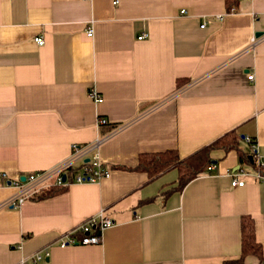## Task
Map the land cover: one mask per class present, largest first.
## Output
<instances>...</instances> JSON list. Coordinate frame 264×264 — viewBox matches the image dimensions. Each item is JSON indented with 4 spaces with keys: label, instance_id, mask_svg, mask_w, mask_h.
<instances>
[{
    "label": "crops",
    "instance_id": "obj_1",
    "mask_svg": "<svg viewBox=\"0 0 264 264\" xmlns=\"http://www.w3.org/2000/svg\"><path fill=\"white\" fill-rule=\"evenodd\" d=\"M227 1L0 0V264H226L247 215L264 247V178L237 151L213 150L216 168L184 187L177 169L117 167L173 149L186 159L232 129L264 162V0ZM100 118L119 123L99 150L108 177L8 205L17 178L73 157L81 173L111 132ZM101 214L115 224L100 244L62 245Z\"/></svg>",
    "mask_w": 264,
    "mask_h": 264
},
{
    "label": "trees",
    "instance_id": "obj_2",
    "mask_svg": "<svg viewBox=\"0 0 264 264\" xmlns=\"http://www.w3.org/2000/svg\"><path fill=\"white\" fill-rule=\"evenodd\" d=\"M228 10L233 8V5H237L239 0H228ZM181 86V83L179 84ZM119 125V123L114 124H103V133L114 130ZM242 134L238 129H232L226 132L225 135L216 139L215 142L210 145L202 147L200 151L189 156L186 159L180 157L179 151L176 149L168 150L159 153H144L139 157L138 165L136 167H123L117 166L118 168L125 169L127 171L133 170L142 173H148L150 178L158 176L160 173L177 169L179 177V186L184 187L190 181L196 179L200 174L203 173L212 164L211 152L216 149H222L229 153L233 150L239 153L241 165L250 164L255 167L257 172L264 177V167L258 166L254 159V163L249 159L251 152H248L241 147ZM254 142L250 141L249 145ZM90 166V164H87ZM75 170V169H74ZM68 181L72 182V177L68 175ZM68 190V186H58L46 188L43 191L36 193L31 196V200L43 201L44 199L56 197ZM242 252L238 259L234 261L225 262L226 264H245L244 260L249 255H254L258 258L259 264H264V247L259 243L256 233V222L255 219L250 215L242 217Z\"/></svg>",
    "mask_w": 264,
    "mask_h": 264
},
{
    "label": "built area",
    "instance_id": "obj_3",
    "mask_svg": "<svg viewBox=\"0 0 264 264\" xmlns=\"http://www.w3.org/2000/svg\"><path fill=\"white\" fill-rule=\"evenodd\" d=\"M183 13H186V10H183ZM93 34V31L90 29L88 31V35L91 36ZM147 35L144 34L139 37L141 40L142 38H145ZM260 39L259 37H254L252 39V45L253 47L256 46L257 43H259ZM36 43L40 46L45 43V40L43 37L39 36V38L36 39ZM255 76L250 75L249 79L254 80ZM91 96L96 102H99L101 100L100 94L92 91L90 92ZM99 125L107 124L109 123L106 118H100L98 120ZM112 130L110 133L105 135L104 137H100L93 145H92V151L95 152L93 157L89 158V160L85 161L83 166L84 169L81 173H77L76 170H74V162L76 157H73L72 159L68 160L66 163L59 165L58 168L50 171H37L32 172L29 174L27 178L22 180L21 178L15 179V181H11L10 183L14 186L20 188L21 193L17 198L13 199L10 203H8L9 206L16 208V206H20L24 204L27 200L31 198V196L35 195L36 193L43 191L46 188L50 187H58V186H69L73 182H80V183H87V182H97L101 181L102 178L108 177L110 175V169L104 165L99 158L100 149L101 146L111 139L113 135L111 134L115 131ZM245 139L250 142L252 141L251 138L245 137ZM253 158L257 160L258 166L264 167V162L262 160H259L258 156V146L256 144H253ZM79 147H75V152L79 154ZM87 164H90L88 166ZM211 167L213 169L216 168L215 164H212ZM243 174V172H241ZM68 175L72 177V182L67 180ZM259 178L263 179L264 177L261 174H257ZM233 179H232V185L234 187H243L245 185V182L240 179L239 173H232ZM114 220L110 217L101 214L98 216H94L89 218L79 229V233L81 234L80 238L74 237V235H70L67 240H64L62 242V245L68 246V245H75V244H81L85 246H89L90 244H100L102 241L101 235L104 229L113 226ZM48 256L50 254L47 252ZM42 255H39L36 257L35 262L37 260L42 259Z\"/></svg>",
    "mask_w": 264,
    "mask_h": 264
},
{
    "label": "water",
    "instance_id": "obj_4",
    "mask_svg": "<svg viewBox=\"0 0 264 264\" xmlns=\"http://www.w3.org/2000/svg\"><path fill=\"white\" fill-rule=\"evenodd\" d=\"M262 33L261 32H258L257 33V36H260ZM245 137L246 136H244V135H242V139H245ZM249 159H250V161H252V163H254V158H253V155H249ZM87 160H89V159H87ZM240 168V167H239ZM25 178H23V180H24Z\"/></svg>",
    "mask_w": 264,
    "mask_h": 264
}]
</instances>
